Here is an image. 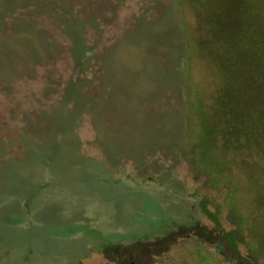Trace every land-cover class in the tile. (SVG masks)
Wrapping results in <instances>:
<instances>
[{
    "label": "flooded vegetation",
    "instance_id": "af4514ba",
    "mask_svg": "<svg viewBox=\"0 0 264 264\" xmlns=\"http://www.w3.org/2000/svg\"><path fill=\"white\" fill-rule=\"evenodd\" d=\"M90 79L86 77L80 89H88ZM33 81L37 101L41 83L38 78ZM79 90L73 85L58 107L52 95L46 106L28 101L34 109L28 108L25 113H31L21 118L18 109L26 108L24 92L0 93L17 97V107L4 106L12 108L13 119L0 109V125L11 128L18 144L33 148L34 141L41 140V145L56 146L59 151L53 154L50 168L33 171V208L27 204L18 220L79 242L72 259L36 260L34 264H211V260L264 264V229L255 238L251 225L231 201L229 189L218 180V172L207 171L205 162L204 169L198 164V159L203 161L200 155L187 148L185 115L170 111L178 104L174 92L166 102L154 95L151 107L143 112L125 110L127 114L122 111L121 117L108 114L103 121L87 123L77 119L84 116ZM181 102L185 104L183 98ZM74 134L72 151L62 140ZM103 191L119 198L126 208L124 215L113 207V197L101 196ZM158 210L172 221L169 235L149 233L150 220ZM140 237L144 238L139 242ZM136 241L143 253L134 246ZM162 248L165 252L157 255Z\"/></svg>",
    "mask_w": 264,
    "mask_h": 264
},
{
    "label": "rangeland",
    "instance_id": "374dc122",
    "mask_svg": "<svg viewBox=\"0 0 264 264\" xmlns=\"http://www.w3.org/2000/svg\"><path fill=\"white\" fill-rule=\"evenodd\" d=\"M143 2L136 1L137 7L131 11V15L125 13L122 40L127 44L126 53L121 61L110 62L109 69L104 66L105 59L102 57L89 81V88L82 90V103L79 106L83 108L84 116L80 115L77 119H84L88 123L103 121L108 114L121 117L122 111L127 114L125 110L143 112L151 107V97L154 95L166 102L169 94L174 92L178 104L170 111L171 114L176 111L185 115L184 141L189 143L187 148L200 155L203 161L199 162L197 156L198 164L202 163L204 169L203 162L209 165L206 166L207 171L218 172V180L229 189L231 201L251 225L255 238H259L264 229V127L247 131L251 124L246 121V114L238 112L235 116L232 107L225 103L233 94L226 90V94L220 96L222 84L220 75L216 73V60L202 53L203 40L210 38L213 32L223 30L222 21L230 13L235 15L234 10L241 9L243 3L239 0H175L180 25L176 30L170 25L169 16L161 9L156 12V22L151 16L146 20L139 18ZM111 12V0H101L96 6L95 13L104 22L114 21L108 17ZM134 19L145 28L142 33L148 40L144 42L145 45H141V41L135 37L132 28ZM230 31L226 30L225 34L235 32ZM212 37H215L214 34ZM245 42L249 44L247 39ZM224 44L230 45L228 41H224ZM176 45L178 50L175 49ZM169 47L178 52L176 59L171 58ZM21 97L26 108L21 106L18 109L20 118L34 109L29 107L24 95ZM182 98L185 104L181 102ZM16 101L17 97L0 94V109L8 113L9 119H13L15 113L12 108L6 109L4 106L9 104L15 108L18 104ZM153 104L157 105L155 101ZM28 108L32 109L25 113ZM68 116L71 120L75 117L72 112ZM90 125L91 132L93 124ZM1 126L4 128L0 125V264H34L36 260L50 263L49 260L57 258L72 259L79 242L58 238L48 229L31 224L25 226L18 220V216L26 211L27 204L33 208L32 190L36 182L33 171L38 167L50 168L53 154H58V149L56 146L48 148V145H41V140L30 142L33 148L20 145L17 136L15 139L11 137L9 127L4 128L2 138ZM76 137L75 134L67 135L62 142L74 151ZM101 196L106 200L108 196L113 197L107 191H103ZM112 202L116 211L124 215L126 208L119 203V198L113 197ZM171 223L158 210L150 220L149 233L168 234L172 229ZM143 238L140 237L139 242ZM137 242L134 246L143 253L142 246ZM164 252L165 248L158 249L157 255ZM80 256L77 255V258ZM211 262L216 264L214 260Z\"/></svg>",
    "mask_w": 264,
    "mask_h": 264
},
{
    "label": "trees",
    "instance_id": "16d2710c",
    "mask_svg": "<svg viewBox=\"0 0 264 264\" xmlns=\"http://www.w3.org/2000/svg\"><path fill=\"white\" fill-rule=\"evenodd\" d=\"M111 1L113 13L108 17L114 21L104 22L95 13L101 0H0V93L21 89L25 101L37 106L51 104L52 95L58 107L73 85L79 90L86 77L94 76L102 57L107 69L110 62L121 61L127 45L122 40L123 20L125 13L132 14L138 0ZM239 1L242 8L222 21L224 29L203 40L202 53L216 60L220 96L226 90L233 94L225 103L235 116L246 114L249 131L264 127V0ZM143 3L139 18L151 16L153 20L161 9L173 28L180 26L175 0ZM133 22L135 37L145 45L144 26L136 19ZM229 29L235 32L225 34ZM224 41L230 45L225 46ZM170 47L169 54L176 59L178 52ZM36 78L41 83L37 101Z\"/></svg>",
    "mask_w": 264,
    "mask_h": 264
},
{
    "label": "water",
    "instance_id": "95a60500",
    "mask_svg": "<svg viewBox=\"0 0 264 264\" xmlns=\"http://www.w3.org/2000/svg\"><path fill=\"white\" fill-rule=\"evenodd\" d=\"M64 111V107L62 108V112Z\"/></svg>",
    "mask_w": 264,
    "mask_h": 264
}]
</instances>
